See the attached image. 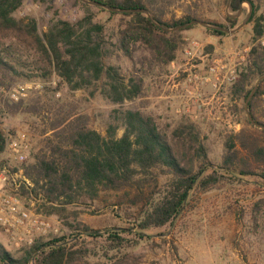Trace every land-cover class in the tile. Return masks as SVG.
I'll use <instances>...</instances> for the list:
<instances>
[{
	"label": "trees",
	"instance_id": "obj_1",
	"mask_svg": "<svg viewBox=\"0 0 264 264\" xmlns=\"http://www.w3.org/2000/svg\"><path fill=\"white\" fill-rule=\"evenodd\" d=\"M76 1L86 11L81 18L57 19L40 33L34 17L16 16L24 0H0V114L36 116L35 131L40 134L38 147L23 164L24 178L16 193L25 201H34L36 212L56 216L70 230L51 238L36 236L31 244L19 248V255L0 241V264H139V256L129 248L138 238H146L148 229L172 222L196 194L217 188L227 179H239L235 174L256 175L264 183V129L252 124L248 116L247 127L225 138L219 168L212 166L201 131L190 120L169 131L151 113L129 108L121 112L125 130L120 137L115 125L109 126L108 136L90 127L89 115L78 106L79 99L70 100L66 91L86 90L88 97H94L103 81L101 93L114 103L141 98L150 70L175 61L184 42L182 32L197 24L169 31L143 12H118ZM93 1L116 8H147L167 28L202 19L193 10L164 19L167 0ZM244 1L231 0L230 10L238 11ZM249 1L253 4L248 21L252 45L248 62L234 83V92L244 100L255 86H250L251 82L264 74V11L254 0ZM94 7L120 17L113 27L112 45L130 62L126 72L105 63L106 55L112 53L108 24L95 19ZM226 19L231 26L238 22L230 16ZM205 29L213 35L227 34ZM54 76L58 79L55 85L51 83ZM35 79L44 84L34 96L18 101L5 98V91L14 83ZM263 97L264 79L248 106L255 121L264 125L256 113ZM6 141L0 120V155ZM122 190L135 191V199L139 193L145 194L139 207L133 199L126 208L135 216L130 230L102 233L78 219L81 209L103 202L106 192ZM100 236H106L109 243L103 250L80 240Z\"/></svg>",
	"mask_w": 264,
	"mask_h": 264
},
{
	"label": "rangeland",
	"instance_id": "obj_2",
	"mask_svg": "<svg viewBox=\"0 0 264 264\" xmlns=\"http://www.w3.org/2000/svg\"><path fill=\"white\" fill-rule=\"evenodd\" d=\"M254 1L260 11H264V0ZM167 2L168 11L164 19L173 15L180 17L193 10L201 20L214 24L223 23L228 28L236 27L249 10V4L244 1L243 7L246 9L236 17L237 24L231 26L226 19L227 0ZM93 10L96 20L108 24L107 39L112 53L106 55L105 63L117 65L122 72H126L130 62L112 45L115 38L113 27L120 17L95 7ZM229 12L236 13L230 9ZM85 13L76 0H24L16 16L34 17L39 32L44 33L57 19L76 21ZM205 28L208 27L197 24L182 32L184 42L176 60L162 68L150 70L141 98L114 103L101 93L103 81L99 83V90L94 97H88L86 90H75L66 91L67 98L79 99L78 106L89 115L90 127L97 129L104 136H108V128L111 125L116 126L117 137L124 133L121 112L129 108H140L151 113L160 125L169 131L181 122L190 120L201 131L212 166L219 168L227 135L248 126L246 100L234 92V83L238 72L248 62L252 45V24L247 23L235 33L226 32V35L209 34ZM261 43L264 44V36ZM57 81L54 76L51 83L55 85ZM256 81H252L250 86L255 85ZM19 83L31 84L25 98L34 96L44 84L42 80L37 79L18 81L5 91V98L11 99L8 92ZM62 90L56 93L57 97L61 96ZM256 113L264 121V97L257 106ZM0 120L7 138L9 134L15 136L23 131L27 133L31 144L28 158L20 161L6 149V141L5 150L0 155V207L2 198L17 196L21 207L34 214H40L52 225L48 232L41 235L37 233L34 238L68 234L70 230L60 219L36 212L34 201H25L16 193L19 182L24 178L23 164L29 160L30 152L39 144L40 134L35 131L38 118L27 113H2ZM16 168L18 169L15 170ZM233 176L239 179H227L217 188L196 194L191 205L184 208L172 222L163 227L148 229L145 231L146 238L136 237L138 243L129 249L139 256V264H264V183L256 175ZM148 191L149 189L146 194ZM135 195V191L132 193L129 190L106 192L103 202L95 203L91 209H81L78 219L102 233L107 229L130 230L135 216H131L126 208L133 204V199L139 207L141 199L145 196L139 193L138 199H135ZM136 206L133 207L134 210ZM137 214L135 211L136 216ZM22 234H25V229ZM70 240L74 241L75 238ZM80 240L98 250H103L109 244L106 236L85 237ZM0 241L18 255L19 248L28 245H16L1 222Z\"/></svg>",
	"mask_w": 264,
	"mask_h": 264
},
{
	"label": "built area",
	"instance_id": "obj_3",
	"mask_svg": "<svg viewBox=\"0 0 264 264\" xmlns=\"http://www.w3.org/2000/svg\"><path fill=\"white\" fill-rule=\"evenodd\" d=\"M30 87V83H19L9 90V97L14 101L25 98ZM30 146L26 132L20 131L15 136L9 134L7 138L6 149L10 150L20 161H25L28 158ZM0 222L18 246L24 243L31 244L35 234H45L52 228L51 223L42 218L40 214H34L21 207L20 199L17 196L2 198ZM23 229H25V234H22Z\"/></svg>",
	"mask_w": 264,
	"mask_h": 264
},
{
	"label": "water",
	"instance_id": "obj_4",
	"mask_svg": "<svg viewBox=\"0 0 264 264\" xmlns=\"http://www.w3.org/2000/svg\"><path fill=\"white\" fill-rule=\"evenodd\" d=\"M82 1L83 2H86V3H89V4H92V5H98V6H101V7L105 8V9L112 10V11H118V12H134V11H139V12H143L155 24H157L158 26H161L163 29L169 30V31L181 30V29L187 28L189 26H192L194 24H200V25H202L204 27L222 30L224 32H227V33H231L232 34V33H235L236 31H238L239 29H241L242 27H244L248 23L251 15L253 13V4L249 0H246V2L249 4V10L247 12V15L234 28H228V27H225L223 25L214 24V23H211V22H208V21H205V20H201V19H194V20H191L189 22L183 23V24H181L179 26L172 27V28H167V27L163 26L156 18H154V16L150 12V10L147 9V8H137V9L116 8V7H111L109 5H106V4L97 2V1H93V0H82ZM230 3H231V0H227V15L230 16V17H232V18H236V17L240 16L242 14V12H243V7H241L238 11H236V13H230L229 12ZM262 79H264V74L257 79L254 88L252 89V91L248 95V97L246 99V102H245V109H246V113H247V116H248V119L250 120V122H252V124H254L257 127L264 129V125L263 124H260V123H258V122L255 121V119L253 118L251 112L249 111V107H248L249 106V101L252 98V96L254 95L255 91L257 90V87L259 85V82Z\"/></svg>",
	"mask_w": 264,
	"mask_h": 264
},
{
	"label": "crops",
	"instance_id": "obj_5",
	"mask_svg": "<svg viewBox=\"0 0 264 264\" xmlns=\"http://www.w3.org/2000/svg\"><path fill=\"white\" fill-rule=\"evenodd\" d=\"M208 39H210V38H208Z\"/></svg>",
	"mask_w": 264,
	"mask_h": 264
}]
</instances>
